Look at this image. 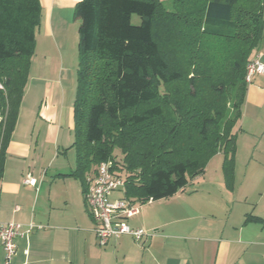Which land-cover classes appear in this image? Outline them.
<instances>
[{
  "label": "trees",
  "instance_id": "obj_1",
  "mask_svg": "<svg viewBox=\"0 0 264 264\" xmlns=\"http://www.w3.org/2000/svg\"><path fill=\"white\" fill-rule=\"evenodd\" d=\"M173 2L176 12L160 0H82L75 7L72 174L84 194L87 177L109 160L133 205L173 197L219 153L227 181L233 178L235 127L263 38V0ZM42 14L41 0H0V178Z\"/></svg>",
  "mask_w": 264,
  "mask_h": 264
},
{
  "label": "crops",
  "instance_id": "obj_2",
  "mask_svg": "<svg viewBox=\"0 0 264 264\" xmlns=\"http://www.w3.org/2000/svg\"><path fill=\"white\" fill-rule=\"evenodd\" d=\"M80 1L41 0L45 37L54 43L50 49L62 62L65 55L62 58L60 50L67 53L66 59L77 52V46L69 54L72 45L57 44L59 38L64 41L66 35L76 34L77 21L72 24L69 17L74 13L75 18ZM38 48L37 44L35 56ZM47 50L41 53L37 71L32 63L0 178V223L35 227L16 239L18 250L10 264H264V74L248 84L243 116L235 127L232 180L225 177V156L219 153L208 164L219 160L218 172L207 179L205 171L190 183L203 177V188L186 187L167 203L141 207L127 220L133 229L155 231L153 236L140 242L124 235L101 247L83 186L72 174L77 162L72 154L77 68L67 76L60 72L61 79L50 78L53 61ZM257 56L264 63V29L253 60ZM32 122L33 135L28 136ZM29 176L38 180L36 187L25 183ZM5 260L0 249V264Z\"/></svg>",
  "mask_w": 264,
  "mask_h": 264
},
{
  "label": "built area",
  "instance_id": "obj_3",
  "mask_svg": "<svg viewBox=\"0 0 264 264\" xmlns=\"http://www.w3.org/2000/svg\"><path fill=\"white\" fill-rule=\"evenodd\" d=\"M264 74V63L257 56L249 65L246 82L250 84L255 75ZM116 161L109 160L98 165L95 175L88 180L85 191V200L88 210L97 223L96 235L101 247L108 245L111 239L129 235L136 241L153 236L155 231L133 229L127 220L137 214L141 205H133L125 196L127 181L117 174ZM26 184L36 187L38 180L29 176ZM121 193V197H112ZM154 202L149 200V204ZM35 229L34 225L24 226L19 223H0V249L5 253V263L10 264L12 257L17 253L16 239L29 235Z\"/></svg>",
  "mask_w": 264,
  "mask_h": 264
},
{
  "label": "rangeland",
  "instance_id": "obj_4",
  "mask_svg": "<svg viewBox=\"0 0 264 264\" xmlns=\"http://www.w3.org/2000/svg\"><path fill=\"white\" fill-rule=\"evenodd\" d=\"M162 3H163V5H164V7L167 9V11H169V12H176V8H175V6H174V0H160ZM70 20H72V24L73 23H75L74 22V13L72 14V15H70ZM132 23L134 24V25H140L141 24V19H140V17L139 16H137V15H134L133 16V18H132ZM79 25H80V23L79 22H77L75 25H74V30L76 31L75 33L76 34H74V33H71L69 36L68 35H66V38L64 39V41H62L60 38H59V40H58V44L57 45H60V46H63V44L65 43V45H72L71 47V49H70V52H69V54H71V50H73V49H75L76 48V46H77V52H76V50H75V54H74V56H71L70 57V59H66V55H67V53H65V51H62V50H60V48H59V50H60V53L62 54V58H63V55H65V61L64 62H62L61 60H59V59H57L56 57H55V49H52V51H51V49H50V47H51V45H54V43L53 42H51V40H49V39H47L46 37H45V23L44 24H42L41 23V26L39 27V29L37 30V36H36V46H37V44H38V46H39V50H38V53L36 54V56H35V54L33 55V57H34V60H33V57L31 58V66H32V63L34 62V64H35V68H34V71H37V65L39 64V62H41V58H42V55H41V53L42 52H44L45 51V49H48L47 51L48 52H50L49 53V56L47 57V58H49V59H51L50 61H53V62H50V64L53 66L51 69H50V71L48 72V73H50V78H54V79H58V77L61 79V73L63 74V72H65L64 74H66V76L69 74V70L70 69H74L75 67L77 68L76 70H77V75H76V77H75V81H77V86H78V67H79V52H78V44H79V41H78V36H77V34H78V29H79ZM60 37V36H59ZM55 40V39H54ZM57 42V41H56ZM76 44V45H75ZM53 48H54V46H53ZM35 53H36V51H35ZM45 53H47V52H45ZM48 54V53H47ZM253 54H254V52H253ZM73 55V54H72ZM216 61L217 62H222V60H219L218 61V59H216ZM217 62H215V63H217ZM57 64V65H56ZM31 66H30V71H31ZM60 67V68H59ZM61 70V71H60ZM75 70V69H74ZM61 72V73H60ZM29 75H30V72H29ZM29 80H30V77L28 76V81H27V84H28V82H29ZM65 87L67 88V91H68V93L70 92V88H71V85H70V83H69V79H68V77H66V81H65ZM2 88V87H1ZM26 88H27V85H26V87H25V91H26ZM25 91H24V94H25ZM77 91V90H76ZM24 97V96H23ZM22 102H23V100H22ZM22 104L23 103H21V107H22ZM38 106V105H37ZM21 109V108H20ZM33 124V122L30 124V127H29V129H28V133H27V135L28 136H32L33 135V133H32V125ZM35 134H37V132L35 133ZM25 137H26V135H25ZM29 138V137H28ZM33 140H36V136L34 137L33 136ZM117 154H118V156L120 155V152L119 151H117L116 152ZM73 155L75 154V156L77 155L76 154V151L74 150V152L72 153ZM117 160H120V157H118L117 158ZM219 162V160H214V162L212 163V164H210V166H208L207 165V167H206V170L205 171H207L208 173L206 174L207 176H205V177H208L207 179H210V178H212V176H214L215 175V173L216 172H218V168H217V163ZM140 171H138V173H139ZM124 176L126 177V174H124ZM206 179V178H205ZM192 183V182H191ZM205 186V183H204V178L203 177H200L198 180H196V181H194V184H190V185H188L187 186V188L186 189H188V191H193V190H195V189H201V188H203ZM122 195H121V193H116L113 197H112V199H115L116 197H121ZM167 200L166 199H164V200H162V201H157V202H152V203H150L149 204V202L147 203V204H145V205H141L142 206V208L143 207H146V208H153V207H158V205H160V204H162V203H167L166 202Z\"/></svg>",
  "mask_w": 264,
  "mask_h": 264
}]
</instances>
